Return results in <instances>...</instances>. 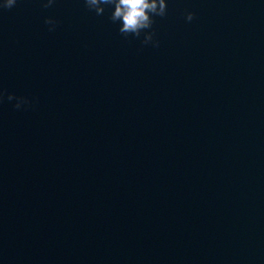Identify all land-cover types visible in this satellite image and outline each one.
I'll return each mask as SVG.
<instances>
[{
  "label": "water",
  "instance_id": "1",
  "mask_svg": "<svg viewBox=\"0 0 264 264\" xmlns=\"http://www.w3.org/2000/svg\"><path fill=\"white\" fill-rule=\"evenodd\" d=\"M43 2L0 9V264H264V0H167L158 47Z\"/></svg>",
  "mask_w": 264,
  "mask_h": 264
},
{
  "label": "clouds",
  "instance_id": "2",
  "mask_svg": "<svg viewBox=\"0 0 264 264\" xmlns=\"http://www.w3.org/2000/svg\"><path fill=\"white\" fill-rule=\"evenodd\" d=\"M55 0H44L43 7L49 8ZM17 0H3L0 9H11ZM89 10H94L97 15H102L105 6H114L110 19L113 23L119 22V32L125 37L132 35L136 38L141 37L143 32L142 45L151 44L153 47L159 46V41L154 39V31H151L154 23V17H164L167 15V0H84ZM194 13H186V20L192 21ZM45 24L49 25V31L55 29L57 21L52 17H45ZM147 30V31H146ZM2 96V93H0ZM8 100L16 99V108H20L22 103H27L26 97H14V94H8Z\"/></svg>",
  "mask_w": 264,
  "mask_h": 264
}]
</instances>
